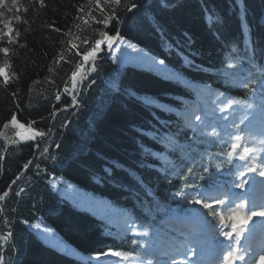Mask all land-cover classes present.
<instances>
[{"label": "trees", "instance_id": "1", "mask_svg": "<svg viewBox=\"0 0 264 264\" xmlns=\"http://www.w3.org/2000/svg\"><path fill=\"white\" fill-rule=\"evenodd\" d=\"M136 2L144 7L131 14L121 12L122 18H129L113 23L109 34L114 35L119 28L126 43L178 71L180 82L165 79L151 69L129 65L122 48L115 53L120 57L119 63H114V57L102 46L96 71L89 75L77 97L78 106L58 111L55 117L51 115L54 109L72 107V99L64 88L67 83L71 90V72L82 62L68 42L71 40L84 51L77 37L94 42L99 38L98 32L105 30L103 25L91 21L89 9L97 19L103 14L95 8V0H45V8H40L35 0H18L21 7L15 15H20V21L6 12L20 37L13 45L7 43V37L0 43V47L10 48L7 58L0 53V64L10 65L8 86L0 79V129L15 113L19 123L29 126L35 121L33 129H51V133L39 144L21 143L16 129H3L7 144L5 138H0V195L9 194L0 201V237L11 233L6 242L0 240L3 264H96L91 258L108 249L133 255L148 253L155 260H165L167 257L162 254L178 247L172 238L179 237L166 230L163 219L177 214L182 205L188 207L176 195L184 187L181 176L188 168L204 164L210 165L211 176L207 179L213 180L216 166L222 164L223 181L231 169L224 162L225 157L217 159L222 149L219 141L210 143L214 138L208 135L212 132L210 125H216L219 131L223 123L218 118L225 113L215 103L219 94L244 101L226 115L237 123L247 116L244 123L250 134L244 133L245 146L257 148L260 144L253 133L254 120L244 112L246 104L256 106L260 97L253 100L251 93L237 87L227 72L232 70L231 63L233 67L239 65L245 75L251 72L255 81L264 78V0ZM81 6L83 11L78 13ZM78 15L88 19V24L76 19ZM247 40L250 43L246 53ZM233 46L237 49L234 53ZM229 53L232 57L251 56L256 67L247 60H230ZM185 58L192 62L191 67ZM17 90L14 101L12 94ZM57 95L61 96L60 101L56 100ZM143 97L155 103L145 104ZM196 116L204 117L209 126L197 130L190 127L204 123L197 121ZM143 147L158 155L146 154ZM44 148H48L46 155H42ZM29 161L32 163L25 169L23 166ZM113 162L122 167L116 168ZM106 168L112 169L110 176L105 173ZM128 170L142 178L144 186ZM96 177H104L103 182H97ZM57 178L107 200L122 212H130L137 225L135 231L140 234L135 237L138 243L133 245L132 231L124 232L122 215L118 220H104L62 199L49 184ZM200 183L207 187L206 181ZM20 189L24 192L17 196ZM36 222L55 231L61 241L79 252L80 258L46 245L32 229ZM144 232L148 234L142 235ZM119 262L123 263L120 258L105 257L99 264Z\"/></svg>", "mask_w": 264, "mask_h": 264}, {"label": "snow or ice", "instance_id": "2", "mask_svg": "<svg viewBox=\"0 0 264 264\" xmlns=\"http://www.w3.org/2000/svg\"><path fill=\"white\" fill-rule=\"evenodd\" d=\"M91 2L92 0H90V3ZM35 3L39 4L40 8L46 7L45 0H35ZM20 7L21 6L19 5L18 0H10V2L9 0H0V43L4 41L5 37H7V43L9 45L18 43L20 33L13 27L12 18L7 17L6 12L9 14H14V19L16 21H20V15H15V13L20 11ZM143 7L144 5L137 3L136 0H104L103 5L101 4V0H95V8L99 9L100 13L103 14L102 18L97 19L96 16H93L91 14V9L88 11V17L92 22L103 25L105 30L98 32L99 38L94 39V42L93 40L84 36L77 37L80 44L84 45V51H81L78 45H73L71 40L68 42L69 45L75 47V55L80 57L82 61L76 65V70L71 72V90L68 89L67 83L64 88V92L71 96L73 107H77L79 104L77 97L80 94L83 83L89 79V75L92 72L96 71V62L99 59V54L104 50L102 46H106L108 54L114 57V63H119L120 61V57L116 56L115 53L117 51H121V45L131 47L134 52L140 53L139 58L146 61L149 64L151 70L160 73L165 79L172 80L177 83L180 82V73L168 67L164 60H157L155 57H151L142 53V51L138 50L135 46L127 45L123 37L120 35L119 28L116 29L114 35L109 34L108 29L111 28L113 23L120 24L124 21V19L129 18L128 16L122 18L121 12L131 14L134 11L138 12ZM27 10V8L24 9V11ZM77 11L78 13H81L83 11V6L78 8ZM76 19L83 20L85 25H87L89 22L88 19H86L83 15H78ZM76 27H79V25H76ZM55 31H61V29L56 28ZM65 34L67 35L68 33ZM249 43L250 40H247L245 43L244 50L246 53L249 51ZM20 47L23 48L24 45L21 44ZM236 51V47L233 46L231 52L234 53ZM9 52V47H0V53H2L4 57L7 58L9 56ZM228 57L230 60H247L253 68L256 67V65L252 63L253 58L251 56L245 55L241 57H232L231 53H229ZM62 58L63 57L61 56L60 59ZM185 63L189 67L192 66V62L187 58H185ZM9 67L10 65L6 62L0 64V79L3 80L5 87H7L10 82L7 71ZM197 68L199 69V66H197ZM229 68L232 70L227 72V75L232 77L237 87L243 88L247 92L251 93L253 100H255L257 96L260 97L259 108L262 112H264V78H262L260 81L253 80L252 73L249 72L247 75H245L243 69L239 65L233 67V65L230 63ZM51 71L52 69L49 68V72ZM12 77L18 79L15 73H12ZM91 83L94 84L95 81L93 80ZM78 85L81 86V89H78ZM113 86L118 88V85L116 84ZM257 87L259 91H257ZM18 91L19 90H17V93L12 94L14 101L17 100ZM60 99L61 96L57 95L56 100L60 101ZM141 99L145 104L148 105L155 103L149 97H143ZM215 103L219 106V111L221 113H225V115L218 118L223 121L222 125L219 127V131H217V126L213 124L210 125L212 127V132L208 133L209 136L214 138L212 141H210V143L219 141V146L222 149L221 153L217 154V159L225 157L226 159L224 162L228 164H232L234 160L243 161L244 164L236 165L234 172L231 169L229 170L228 175L234 176V179H225L223 181H221V173L223 171L222 164H218L216 166L217 174L213 180L207 179V177L211 176L210 165L200 164L199 167L194 166L188 168L187 173L181 176L184 187L178 189L176 195L181 197V199L185 202V205H191L192 207H186L182 205L177 212V216L178 218L182 219V221H198L199 227L188 232H181L180 235L185 237L184 240L172 238L175 240L178 247H175L171 253H163L162 255L166 256L167 259L157 260L156 264H169V261L171 264H205V260L202 258V249L200 247L199 241L194 235V232L203 231L204 229L211 231L213 235L218 232V235L223 237V241L228 242H218L219 251L217 252V258L214 261V264H264V242H262L259 246V254H257V250L254 249L251 244L241 246V238L244 236L246 230L249 232L253 230L248 228V223L252 222L254 218L257 217L264 218V202L257 204L256 200L253 199L249 206L243 195L237 194L233 191V189L244 190L246 185L249 187H254L257 184H259L260 187L264 189V179L260 181H256L255 179L256 175L264 178V159H260L259 161L257 160L256 152L258 150L255 146L252 148L245 146L243 147L242 151L239 150L241 146L240 142L244 139V133L250 134L249 127L244 123V121L247 119V116H242L240 122L237 123L234 117L226 115L234 108V106L244 104V101L228 97L224 94H219ZM17 107H19V103H17ZM157 107L161 106L157 104ZM245 108L252 109L253 104H246ZM65 110L66 107L64 109H54L51 115L52 117H55L58 111ZM196 120L202 121L204 123L189 125L194 130L199 129L202 126H209L207 125L204 117L196 116ZM35 123V121H32L30 122L29 127L25 128V125L23 123H19L16 114L13 113L11 115V119L6 121L3 124L2 129H0V138H5L7 144V138L4 136L3 129H8L10 126L14 129H17V137H21L25 141H32L36 138H40V140L43 141L45 138H48L50 136L51 129H49L48 132L35 130L32 128V125ZM19 130L27 132L28 135L24 137L23 132ZM167 139L172 140L174 143L172 137H168ZM12 143H17V141L13 140ZM259 143L261 148H264V139L260 140ZM57 147H59L58 144ZM143 151L146 154H151L153 156L158 155L156 152H153L147 147H143ZM47 153L48 148H44L42 155H46ZM0 159H2V157H0ZM51 159L55 161L56 157L52 156ZM191 162L195 164L194 161ZM31 163L32 161H29L28 163L24 164L23 167L27 169ZM113 163L115 164L116 168L122 167L117 162ZM169 163L171 164V162ZM171 166L173 168L176 167L174 164H171ZM37 169V174H39V165H37ZM201 169L202 172L200 171ZM104 171L109 176L112 174L111 168H106ZM128 172L134 180H137L141 186H144L142 178L138 177V175L132 170H128ZM175 174L180 176L179 172ZM17 179H19V177H17ZM96 179L97 182H103L104 177H96ZM200 181H206L207 187L204 184H201ZM13 183H15V181H13ZM9 187H11V185ZM23 192L24 189H20L16 195L20 196ZM8 194V192H4L2 195H0V201H3L5 197L8 196ZM149 194H151L150 190ZM86 199L89 203L93 202L92 198ZM144 210L146 212L150 211L149 209ZM112 211L117 212L118 210L113 208ZM180 212L184 213L183 217H179ZM121 215L124 221V232H133L132 243L133 245H136L138 241L135 237L140 235L135 231L137 225L134 223V219L130 212L124 211L121 213ZM209 215L212 216L215 224H213L212 221L207 220ZM240 217L243 218L244 223L238 226L237 218ZM260 226L261 229L264 230V220H261ZM33 227L39 228V225H34ZM140 227H142V225H140ZM253 227H255V224ZM147 234V232L142 233V235ZM10 236L11 233L9 232L0 237V240L6 242ZM250 249L251 254H249ZM109 256L120 258V260L123 261V264H153L151 259L145 258L142 255H133V252L115 251L112 249H108L102 253H97L91 259L94 260L96 264H99L103 257ZM192 257H195V259ZM0 264H3L2 255H0Z\"/></svg>", "mask_w": 264, "mask_h": 264}, {"label": "rangeland", "instance_id": "3", "mask_svg": "<svg viewBox=\"0 0 264 264\" xmlns=\"http://www.w3.org/2000/svg\"><path fill=\"white\" fill-rule=\"evenodd\" d=\"M126 44L131 45L128 43H126ZM121 48L123 49L124 57H127V59L129 60V62H128L129 65L136 66V67H144V68L150 69L149 64L146 61L139 58L140 57L139 52H134L131 47H127L126 45H121ZM137 49L141 50L142 53L147 54L148 56H151L146 51L139 49V48H137ZM151 57H153V56H151ZM249 111L255 115V118L259 119L264 124V112H262L259 107L257 108V111H251V110H249ZM25 128H28V127L25 126ZM19 131L23 132L24 137H26L28 135V133L24 132L23 130H19ZM260 135L264 139V131H260ZM17 139L22 143H26V142L36 141L38 138H36L35 140H32V141H25L21 137H17ZM260 159H264V153H262L260 158H257L258 161ZM241 165H243V164H241ZM255 179H256V181H260L264 178L256 175ZM50 186L62 199L66 200L67 202H69L71 205H73L74 207H76L79 210L87 211L89 213H92L94 216H97L99 218H103L104 220H110V219L118 220L119 217L121 216L122 211L120 209H117L118 210L117 212H113L112 209L115 207L111 204H108L107 200L101 199L98 196H96L90 192H85V191L79 189L74 184H72V183H70L64 179H61V178L54 179V180L50 181ZM258 186L260 187L259 184H258ZM236 190L241 191L240 189H236ZM260 190L261 191H259L258 196L263 198V201L259 200V201H257V203L264 202V189H262L260 187ZM86 198H92L93 202L89 203ZM261 220H264V218H261ZM261 220L256 225V227H258L260 229H261V226H260ZM237 222L238 223L244 222V220L242 217H240V218H237ZM187 223H190V225H189L190 227L185 232H188L192 229H196L199 227L198 221H195V220L184 221V224H187ZM213 223L215 224V221ZM34 225H39V228L33 227ZM171 227L179 233L182 232V230L180 232L179 228L175 224H172ZM32 229L35 232L36 236L40 240H42L46 245L53 247L54 249H56L58 251L67 252L70 256L80 258L79 252L76 249L66 245L63 241H61L59 239L58 234L55 231H52L51 228L41 224L40 222L39 223L36 222L32 225ZM194 235H195L196 239L199 241L201 248H205L207 246L210 249L212 248V246L210 245L212 238L209 234V230L204 229L203 231H196V232H194ZM263 235H264V230H263ZM216 237H218V239L223 241V237H220L218 235V232L216 233ZM182 238L185 239V237H183V236H182ZM108 258H117V257L109 256ZM121 264H123V263H121Z\"/></svg>", "mask_w": 264, "mask_h": 264}, {"label": "bare ground", "instance_id": "4", "mask_svg": "<svg viewBox=\"0 0 264 264\" xmlns=\"http://www.w3.org/2000/svg\"><path fill=\"white\" fill-rule=\"evenodd\" d=\"M206 253V252H205ZM209 255V254H208ZM204 257H205V261H208V256H207V253L206 254H204Z\"/></svg>", "mask_w": 264, "mask_h": 264}]
</instances>
